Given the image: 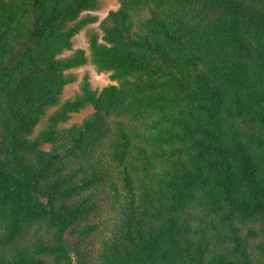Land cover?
Listing matches in <instances>:
<instances>
[{
	"label": "trees",
	"instance_id": "trees-1",
	"mask_svg": "<svg viewBox=\"0 0 264 264\" xmlns=\"http://www.w3.org/2000/svg\"><path fill=\"white\" fill-rule=\"evenodd\" d=\"M114 3L0 0V264H264V0Z\"/></svg>",
	"mask_w": 264,
	"mask_h": 264
},
{
	"label": "rangeland",
	"instance_id": "rangeland-1",
	"mask_svg": "<svg viewBox=\"0 0 264 264\" xmlns=\"http://www.w3.org/2000/svg\"><path fill=\"white\" fill-rule=\"evenodd\" d=\"M100 1H101V5L99 7L100 9H98L95 13L99 14L102 17L104 15V13H106L109 9H111L114 6L115 0H100ZM97 26H98L97 24L92 25V27L94 29H96ZM75 45H76V47H81V48H87L88 47L87 46L88 45V38H87V34L84 31L75 37ZM77 72L79 73L80 78L82 77L83 73L89 74L91 84L95 88H101L104 85H107V84L112 82L109 79L108 74L97 73L92 65H87L83 68H79L77 70Z\"/></svg>",
	"mask_w": 264,
	"mask_h": 264
}]
</instances>
